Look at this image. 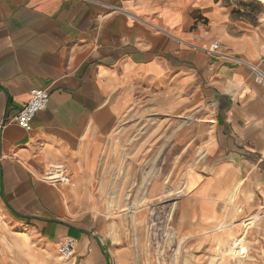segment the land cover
<instances>
[{"label": "crops", "instance_id": "crops-1", "mask_svg": "<svg viewBox=\"0 0 264 264\" xmlns=\"http://www.w3.org/2000/svg\"><path fill=\"white\" fill-rule=\"evenodd\" d=\"M214 40L223 56L209 51ZM263 57L256 0H0V207L37 231L41 255L72 237L70 264H158L145 252L143 190L123 185L126 143L114 141L151 102L198 120L182 142L203 146L202 179L174 203L172 229L218 250L225 230L240 236L251 218L264 221V87L234 59L264 68ZM33 89L50 102L28 132L10 121ZM167 134L168 147L181 143ZM149 147L136 143L135 164ZM53 162L69 168L63 189L39 179Z\"/></svg>", "mask_w": 264, "mask_h": 264}, {"label": "rangeland", "instance_id": "rangeland-1", "mask_svg": "<svg viewBox=\"0 0 264 264\" xmlns=\"http://www.w3.org/2000/svg\"><path fill=\"white\" fill-rule=\"evenodd\" d=\"M256 3L261 12H264V5L257 0ZM196 123L198 120L188 114H170L163 108L156 109L151 102H145L140 111L134 112L125 119L119 130L122 134H117L114 140L126 143L123 150L117 151L120 157L123 156V162L116 167V171L127 174L128 179L123 185L126 184L125 188L128 190L142 189L144 197L139 204L149 209L148 218L151 227L146 231L145 252L151 253L154 259L159 260L158 264H264V221L256 222L258 217L250 219L254 221L252 229L246 227L245 233L236 235L242 238L244 246L248 247L247 255L239 256L232 262L222 257L213 258V256H221L227 234L218 243V250L212 245L200 246L192 242H184V239L177 241V235L172 229L177 208L174 207V203L178 202L182 195L196 189L202 179V176L196 175L195 172L203 146L195 143L191 144L190 148H186L188 145L182 142L184 131L187 128L196 129ZM168 129L172 132L175 130L177 141L181 142L175 148L172 145L168 147V141H172L169 140ZM154 137L156 139H153ZM140 141H152L154 149L149 147L145 150L144 163L137 165L134 159L136 153L134 147ZM157 141L160 143V149L155 148ZM157 154L159 155L157 161H151L152 156L156 157ZM148 156L150 157L146 160ZM136 173L143 174V181L136 182ZM191 175H194L193 182L185 186V177L190 178ZM154 185L161 187L160 195L157 197L150 196ZM119 212L120 209L113 208L110 214L115 217ZM28 231L33 232L37 237L32 238ZM248 231L249 234L246 235ZM226 233L231 234V231L226 230ZM26 236L28 243L22 245L21 239ZM39 240L35 229L19 223L0 207V264H70L59 254L60 243L54 250L50 247L49 257L41 261L39 257L42 256L41 252L44 248H40V244L37 243Z\"/></svg>", "mask_w": 264, "mask_h": 264}, {"label": "built area", "instance_id": "built-area-1", "mask_svg": "<svg viewBox=\"0 0 264 264\" xmlns=\"http://www.w3.org/2000/svg\"><path fill=\"white\" fill-rule=\"evenodd\" d=\"M220 48V41L214 40L209 47V51L223 56V54L220 52ZM234 59L244 63L255 75L257 82L264 87V68H262L260 65L248 63L241 59ZM262 62H264V57ZM30 94L29 101L10 121L18 124L28 132L32 130L33 121L37 114L41 111H44L50 102V94L45 89H33ZM39 179L54 186L57 189H63L71 183L69 168L65 162L50 163L46 168V171L39 177ZM75 247L76 240L72 237H66L59 245V254L65 260L70 261V259L75 254Z\"/></svg>", "mask_w": 264, "mask_h": 264}, {"label": "bare ground", "instance_id": "bare-ground-1", "mask_svg": "<svg viewBox=\"0 0 264 264\" xmlns=\"http://www.w3.org/2000/svg\"><path fill=\"white\" fill-rule=\"evenodd\" d=\"M261 4L264 5V0H258ZM189 120V118H187ZM172 194H170L171 196ZM165 200V199H164ZM135 209V208H133ZM246 227L247 228H252L254 227V221L253 220H250L247 224H246ZM226 227H222V230H225ZM226 232V230H225ZM226 238L224 239V243H223V248H222V251H221V256L219 257H216V256H213L214 259H218L220 257H222L224 260L226 261H230L232 262L233 259L239 257V256H245L247 255V248L244 246V242H243V239L240 238V237H237L235 234L231 233V234H228L226 233ZM242 237V236H241ZM26 238V239H25ZM25 238H22L21 239V243L22 245H27V236ZM247 245V244H246ZM42 254V252H41ZM46 255H42L40 256V260L41 261H44L46 260ZM65 260V259H64ZM65 261H69V260H65ZM162 264V263H160ZM166 264V263H165Z\"/></svg>", "mask_w": 264, "mask_h": 264}]
</instances>
